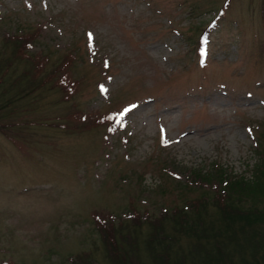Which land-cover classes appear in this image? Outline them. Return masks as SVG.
<instances>
[{
	"label": "rangeland",
	"instance_id": "374dc122",
	"mask_svg": "<svg viewBox=\"0 0 264 264\" xmlns=\"http://www.w3.org/2000/svg\"><path fill=\"white\" fill-rule=\"evenodd\" d=\"M26 33L29 50L8 38ZM17 76L0 264H261L264 0H0V77ZM78 109L118 119L74 127Z\"/></svg>",
	"mask_w": 264,
	"mask_h": 264
},
{
	"label": "trees",
	"instance_id": "16d2710c",
	"mask_svg": "<svg viewBox=\"0 0 264 264\" xmlns=\"http://www.w3.org/2000/svg\"><path fill=\"white\" fill-rule=\"evenodd\" d=\"M10 38L11 41L13 42H16L19 47L22 46L24 44V47L29 50V45L31 43V41L35 38L34 37V33H26V34H21V36H17L15 38H12V37H8ZM19 53H20V57L22 59H26L27 61H30V58L28 57V53L24 50H19ZM72 56L69 55V57L67 56L65 59H63L62 61H59L57 63H53V64H56L58 65L59 67H62L64 65V67H66L69 62L72 60L70 59ZM57 67V66H56ZM5 72V70L3 71V73ZM61 72V77H60V82L61 84H65L67 86V83L68 81L71 80V78L69 76H67L66 73H64L65 71H59ZM30 73L33 74L35 73V71L31 68L30 70ZM50 73H46V74H42L41 76V79H42V84L44 85L43 87L47 86L48 83H50L52 81V79L55 77H53L51 80H49L48 78L50 77L49 76ZM32 76V75H31ZM19 77L21 78V76H17L16 79H14L15 81H11L9 83V85H6L5 83V80L2 79L0 77V83L3 84V90L1 89L0 93H2V95H6L8 92H10L12 90V87H15L16 84L19 83ZM30 78V76H29ZM22 79V78H21ZM48 80V81H46ZM56 81V80H55ZM75 84V83H74ZM71 88V86H69ZM73 87V86H72ZM25 95H30V92L29 90H26L24 92ZM6 106V105H5ZM5 106H1L0 107V110L4 109ZM70 115H74V118H76L77 120H75L74 122V127H92V126H98L99 124H103L106 120V117L105 116H101V117H98L97 119L96 118H93L92 116H89L87 114H85L82 109H78L76 111H74V113H69ZM70 117V116H69ZM68 117V118H69ZM69 121L73 122L70 118H69ZM105 124V123H104ZM103 124V125H104ZM68 125V122L67 124ZM263 149V150H262ZM261 154L262 156L264 157V147L261 143ZM257 196V194H256ZM256 202L260 203L261 201V196H258V199L255 200ZM255 206L257 205V203H253ZM252 204V205H253ZM186 213V211H185ZM187 214V213H186ZM105 219V218H104ZM178 218H176L175 220L177 221ZM106 220V219H105ZM186 221V220H185ZM185 227V226H184ZM183 227V228H184ZM185 230V229H184ZM263 246V245H261ZM242 247V246H241ZM245 250V249H244ZM246 251V250H245ZM223 253H225V251L223 250L222 251ZM220 249L218 250H215L214 252H212V254L209 256V258H207L206 256L203 255L202 258H200V264H209L207 261H225V264H237L238 262H235V259L232 260L231 256L227 253L223 254ZM254 258V261H251L250 259ZM259 257L258 256H254L252 255L250 259H246V262L245 264H260L259 262ZM201 261H204V262H201ZM228 261H230L231 263H228ZM239 264H244V262H241ZM261 264H264V253L262 254L261 253Z\"/></svg>",
	"mask_w": 264,
	"mask_h": 264
}]
</instances>
